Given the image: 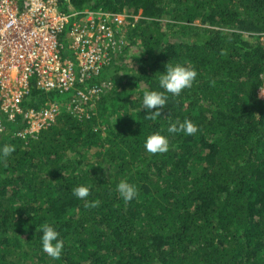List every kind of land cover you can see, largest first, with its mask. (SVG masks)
Instances as JSON below:
<instances>
[{
  "label": "trees",
  "instance_id": "obj_1",
  "mask_svg": "<svg viewBox=\"0 0 264 264\" xmlns=\"http://www.w3.org/2000/svg\"><path fill=\"white\" fill-rule=\"evenodd\" d=\"M71 5L125 15L121 51L77 84L99 89L87 99L33 86L27 106L60 105L37 134H18L21 115L5 120L0 149L15 150L0 157V264H264V0ZM177 63L196 79L147 119L144 93L163 91L160 72ZM73 100L84 112L69 110ZM185 120L197 133L167 131ZM155 132L168 151H146ZM123 180L137 188L132 201ZM81 185L84 199L73 195ZM45 224L64 241L58 259L42 250Z\"/></svg>",
  "mask_w": 264,
  "mask_h": 264
},
{
  "label": "built area",
  "instance_id": "obj_2",
  "mask_svg": "<svg viewBox=\"0 0 264 264\" xmlns=\"http://www.w3.org/2000/svg\"><path fill=\"white\" fill-rule=\"evenodd\" d=\"M123 17L74 10L71 0H0V133L19 115L28 123L18 132L24 138L56 120L58 102L39 109L26 105L33 86L45 92L76 89L85 99L97 93L77 84L111 62L110 50L121 51L114 27ZM73 102L69 110L84 112Z\"/></svg>",
  "mask_w": 264,
  "mask_h": 264
},
{
  "label": "clouds",
  "instance_id": "obj_3",
  "mask_svg": "<svg viewBox=\"0 0 264 264\" xmlns=\"http://www.w3.org/2000/svg\"><path fill=\"white\" fill-rule=\"evenodd\" d=\"M160 73L159 88L163 91L151 90L146 91L143 95L141 111H147V114H145L147 119L161 117L162 109L167 106L169 94L172 96H179L182 90L192 86L193 81L197 77L196 69L184 63H177L173 66H168L166 64L165 70ZM153 109H155V111H153ZM167 131L169 133L180 131L184 132L186 135H194L197 133L198 128L192 121L185 120L183 123H179V128L176 124H172ZM144 146L149 153H164L169 149V139L166 135L155 132L147 137ZM14 150V146H4L0 149V157H7ZM117 190L126 202L132 201L137 195L136 186L129 183L127 180L121 181L117 185ZM89 194L90 189L87 186L81 185L73 189V195L80 199L88 197ZM41 232L42 235H40V240L42 250L51 258L58 259L64 247V241L60 238V233L47 224L42 226Z\"/></svg>",
  "mask_w": 264,
  "mask_h": 264
},
{
  "label": "rangeland",
  "instance_id": "obj_4",
  "mask_svg": "<svg viewBox=\"0 0 264 264\" xmlns=\"http://www.w3.org/2000/svg\"><path fill=\"white\" fill-rule=\"evenodd\" d=\"M66 45H67V42H66ZM259 94H260V96H261L262 98H264V88L260 90V93H259ZM64 96H65V95H64Z\"/></svg>",
  "mask_w": 264,
  "mask_h": 264
}]
</instances>
